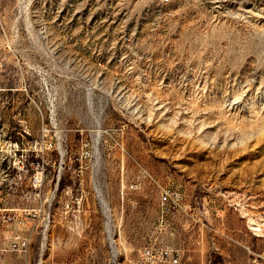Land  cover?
Returning <instances> with one entry per match:
<instances>
[{"label":"rangeland","instance_id":"obj_1","mask_svg":"<svg viewBox=\"0 0 264 264\" xmlns=\"http://www.w3.org/2000/svg\"><path fill=\"white\" fill-rule=\"evenodd\" d=\"M0 101L3 203L40 204L27 198L32 171L7 194L18 159L4 144L28 142L34 158L51 110L67 133L59 191H85L76 225L57 224L48 249L38 235L0 264H133L167 245L180 264H264V0H0ZM98 135L102 161L84 159L80 181L69 155ZM45 157L53 170L60 154ZM168 187L186 209L161 223Z\"/></svg>","mask_w":264,"mask_h":264},{"label":"built area","instance_id":"obj_2","mask_svg":"<svg viewBox=\"0 0 264 264\" xmlns=\"http://www.w3.org/2000/svg\"><path fill=\"white\" fill-rule=\"evenodd\" d=\"M1 106L2 102L0 101V108ZM117 130L113 127H108L101 129V132L111 135L115 146H122L118 134L113 135ZM24 131L28 133L27 130ZM41 133L40 139L35 140L34 143L36 152L34 158H31L28 153L30 150V146H27L28 142L9 137L4 144L10 151H14V155L18 159L17 173L9 178L7 194L16 191L21 180L32 171L29 183L33 191L29 192L27 198L30 199L33 196V199L38 200L40 204L6 206L3 203L4 196L2 191H0V229L3 232L2 242L0 243V257L9 251H14L18 255H26L30 250L31 243L38 235L42 249H48L51 237H46V230H52L57 224L69 226L74 222L76 225L79 222L77 217L83 210L84 189L67 186L59 191L61 181L66 174L67 165L63 159V152L64 144L67 141V133L61 127L55 111H50L49 123L42 124ZM102 141L103 138L98 135L95 139H91V148L82 150L78 155H69L70 160L79 163L75 167H68V171L73 177H77L82 181L84 159H87L93 165L101 163L99 147ZM52 148H56L60 158L54 161V163L58 162V165L53 170H50L47 166L49 161L45 157V152L47 149ZM47 185H49V189L45 191V186ZM91 185L101 203L105 217L104 225L108 227L109 241L110 243H117L115 220L107 201L103 197L98 172L92 176ZM131 186H134V184L132 183ZM63 192L66 195L65 198L60 195ZM121 195L122 199H124L123 189L121 190ZM183 198V193L175 187H168L161 194L159 216L161 223H170L168 220L169 216L173 217L176 212L185 211L186 205L183 203ZM36 212H43L44 225L35 226ZM181 258V250L172 245L159 248L146 246L141 250L138 262L133 264H180Z\"/></svg>","mask_w":264,"mask_h":264},{"label":"bare ground","instance_id":"obj_3","mask_svg":"<svg viewBox=\"0 0 264 264\" xmlns=\"http://www.w3.org/2000/svg\"><path fill=\"white\" fill-rule=\"evenodd\" d=\"M252 223V222H251ZM258 228V227H255V229Z\"/></svg>","mask_w":264,"mask_h":264}]
</instances>
